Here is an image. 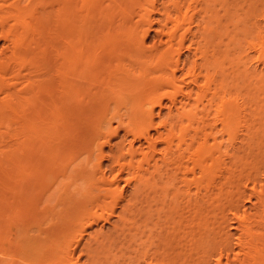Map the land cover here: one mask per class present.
Returning a JSON list of instances; mask_svg holds the SVG:
<instances>
[{"label": "bare ground", "instance_id": "1", "mask_svg": "<svg viewBox=\"0 0 264 264\" xmlns=\"http://www.w3.org/2000/svg\"><path fill=\"white\" fill-rule=\"evenodd\" d=\"M0 42V260L264 264V0H0Z\"/></svg>", "mask_w": 264, "mask_h": 264}, {"label": "rangeland", "instance_id": "2", "mask_svg": "<svg viewBox=\"0 0 264 264\" xmlns=\"http://www.w3.org/2000/svg\"><path fill=\"white\" fill-rule=\"evenodd\" d=\"M157 16V15H156ZM154 32H152L151 34H153ZM153 42V38H152V36H150V37H148L147 39H146V41H145V43L147 44V45H149V44H151ZM1 43L2 42H0V45H1ZM262 68V66L261 65H259V69H261ZM163 104L165 105V106H162V108H161V112H160V114L161 115H164V113L165 112H167V106H168V101L166 102V100L165 101H163ZM158 110H159V107L158 106H156L155 107V114L157 115V112H158ZM113 125H115L114 123H113ZM79 126V125H78ZM123 132L122 131H120V133H119V135L121 136V134H122ZM115 136V137H112V139H111V143L110 144H107V145H103V151L105 152V153H110V148H116L115 146L117 145L116 143H120V141L119 140H122V138L120 137V136ZM121 138V139H120ZM124 144H127V142H124ZM113 148V149H114ZM83 155H85V154H83ZM83 155H81V157H83ZM108 160H105V161H103V165H106V163H108L107 162ZM122 184V183H121ZM128 188H129V190H130V187H127L126 188V190H127V192L129 193V190H128ZM126 192V193H127ZM127 193V194H128ZM245 205H244V207L247 209V211H249L250 210V202H245L244 203ZM211 216V215H210ZM212 216H214V214L212 215ZM217 217L219 218V215L218 216H214V218L215 219H217ZM115 219V218H114ZM113 219V220H114ZM212 220H213V217H212ZM218 221L220 220V219H217ZM216 221V220H215ZM215 223H217V222H214L213 223V225L214 226H216V224ZM212 224H211V226H213ZM108 226H110L109 224H105V226L103 227V230L105 229L106 231H107V229H109V227ZM100 227V224L99 225H94L92 228H89V229H87V232L89 233V234H94V232H96V230H98V228ZM227 229H228V233H230V234H233V235H231V238H230V240L233 242V241H235V236L237 235V231H236V229L235 228H230V227H227ZM88 233H86L87 235H84V240H82V242L84 243V241L86 242V238H88V236H90ZM229 234V235H230ZM81 242V245L79 246V248L78 249H76L77 251H75L76 253H74V256L76 257H79V255H77V254H80V247L83 245V243ZM13 246V245H12ZM14 247V246H13ZM12 248V247H11ZM15 248H17L16 246L14 247V248H12V250L14 249V251H17V249L15 250ZM14 251H12V252H14ZM235 251H237V248H235ZM15 253H17V252H15ZM234 253V252H233ZM233 253H231V255H230V258H233ZM21 253L19 252V255H20ZM19 255H16L15 254V256L14 255H9V256H7V258H9V259H2L3 260V262H2V260H0L1 261V264H10V263H12V261H14L15 259H18V261L19 260H21L22 262L23 261H25L24 259H22L23 258V256H22V258H20V257H16V256H19ZM3 257V258H6V256H4L1 252H0V257ZM13 256V257H12ZM82 256V255H81ZM1 257V258H2ZM13 258V259H11V258ZM86 256H82V257H79V262H80V264L82 263V264H84L83 262L85 261L84 260V258H85ZM81 259V260H80ZM10 260V261H9ZM223 262H226V260H227V257L226 256H224L223 257ZM6 261V262H5ZM15 261H17V260H15ZM13 262L12 264H19V262L17 261V262ZM81 261H83V262H81ZM5 262V263H4ZM8 262V263H7ZM10 262V263H9ZM20 264H22V263H20Z\"/></svg>", "mask_w": 264, "mask_h": 264}]
</instances>
